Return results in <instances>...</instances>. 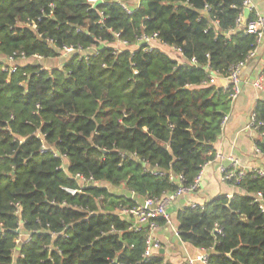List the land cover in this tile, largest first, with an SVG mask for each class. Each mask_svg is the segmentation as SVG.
<instances>
[{
	"label": "trees",
	"instance_id": "16d2710c",
	"mask_svg": "<svg viewBox=\"0 0 264 264\" xmlns=\"http://www.w3.org/2000/svg\"><path fill=\"white\" fill-rule=\"evenodd\" d=\"M131 2L0 0V264H172L144 258L149 226L130 230L120 210L192 186L215 160L233 101L211 78L258 41L239 26L244 0ZM9 57L25 60L10 72ZM254 114L264 153L263 100ZM227 183L240 191L178 211L179 237L207 264H264V177Z\"/></svg>",
	"mask_w": 264,
	"mask_h": 264
},
{
	"label": "crops",
	"instance_id": "0c3cea01",
	"mask_svg": "<svg viewBox=\"0 0 264 264\" xmlns=\"http://www.w3.org/2000/svg\"><path fill=\"white\" fill-rule=\"evenodd\" d=\"M139 0H132L131 9L137 8ZM264 16V0H253V10ZM244 21V15L243 20ZM120 46V44H118ZM150 45L157 47L178 62H186V58L180 51L172 46L152 40ZM65 54H63L64 56ZM67 55V54H66ZM264 70V35L258 42L256 49L249 56L242 68L241 93L233 102L230 118L224 126L222 134L215 144L218 153L224 156L223 163L231 165V159H236L239 165L236 169H263L264 153L256 151L254 128H251L252 114L258 101H264V89H256L253 81ZM214 84L227 87L229 81L227 77L214 76ZM219 161L211 162L204 166L201 175L202 181L197 191L185 194L177 198L169 207L173 222L177 227V213L179 210L189 206L191 203L202 205L219 194L233 196L240 190L221 179L218 169ZM156 235L162 244V251L166 262L181 264L185 257H197L203 253L202 250L183 243L175 234L172 227L168 225L160 226ZM196 264H205L197 262Z\"/></svg>",
	"mask_w": 264,
	"mask_h": 264
},
{
	"label": "built area",
	"instance_id": "2783aa9c",
	"mask_svg": "<svg viewBox=\"0 0 264 264\" xmlns=\"http://www.w3.org/2000/svg\"><path fill=\"white\" fill-rule=\"evenodd\" d=\"M89 3H91L93 6L98 5L99 3L103 2V0H88ZM124 8L128 11H130L125 5H123ZM244 6L245 8L249 7L251 10H253V0H244ZM253 12V11H252ZM254 16L251 21H247L245 24H243L242 20L239 19V26L242 27L246 32L255 34L257 36V41L260 42L263 35H264V16L260 15L259 13L253 12ZM140 41L149 43L152 40H157L156 36L148 37L143 36L139 38ZM74 51L72 48L66 49L65 55H69ZM252 55V54H251ZM14 57L9 58H3L5 63L8 65V69L10 72L16 71V66L21 63L20 61H24L25 58H19V63H14ZM13 62V63H12ZM245 62H240L239 64L235 65L232 69L231 74L227 77L229 81V86H231L232 89V101L234 102L238 96L241 93V84H242V68L245 65ZM215 78L214 76L211 78V82H214ZM253 86L256 89H264V70L261 72V74L253 81ZM230 118V114L227 115L224 119V126L227 124L228 120ZM255 121V114H252L251 119V125L250 127L253 128ZM257 152H260L259 149L256 148ZM224 156L221 153L216 154V158L214 162L219 161L218 169L221 174V179L224 182H227L228 180H232L236 176H243L247 172H253L258 176L264 177V170L263 169H236V167L239 165L238 160L231 159V165H227L223 163ZM78 179H80L83 183H93V178L90 177L89 179H86L85 177L81 175L76 176ZM202 181V175H200L196 178L195 183L190 187H180L176 192L168 194L161 199H154V198H146L142 204L134 209H121L120 215L128 217L130 221H132V224L130 225V230L132 231H138L144 226H149V231L147 235V244L145 248L144 258H149L153 256L156 253H161L162 251V244L159 240V238L156 235L157 229H159V225L152 222L153 219L162 218L165 221V225H168L172 227V229L175 231V234L179 237L177 227L175 226L173 222L172 215L169 212L170 205L179 197H182L185 194L193 193L197 191L200 187ZM70 192L74 193L75 190H70ZM256 200L260 203V208L264 211V201L262 199V194L258 193L256 195ZM196 203H191L189 206L195 207ZM18 249V247H17ZM197 262H202L207 264L208 263V255L206 252L203 251V253L197 257H185L182 264H196Z\"/></svg>",
	"mask_w": 264,
	"mask_h": 264
},
{
	"label": "rangeland",
	"instance_id": "374dc122",
	"mask_svg": "<svg viewBox=\"0 0 264 264\" xmlns=\"http://www.w3.org/2000/svg\"><path fill=\"white\" fill-rule=\"evenodd\" d=\"M67 57H68L67 55H64V56H61V57L56 58V59L47 60L45 63H46V65L59 66L64 60H66ZM20 62L23 63L22 60ZM14 63H19V59H14ZM112 190L118 191L117 189H115L113 187H112Z\"/></svg>",
	"mask_w": 264,
	"mask_h": 264
},
{
	"label": "water",
	"instance_id": "95a60500",
	"mask_svg": "<svg viewBox=\"0 0 264 264\" xmlns=\"http://www.w3.org/2000/svg\"><path fill=\"white\" fill-rule=\"evenodd\" d=\"M244 14V21H243V24H245L246 22H247V20H248V18H249V16H250V14H251V9L249 8V7H247V8H245L244 9V12H243ZM254 136H257V134L256 133H254ZM19 249V248H18ZM17 249V250H18ZM161 253H163V251H161Z\"/></svg>",
	"mask_w": 264,
	"mask_h": 264
}]
</instances>
